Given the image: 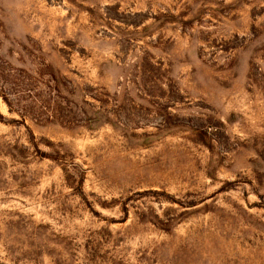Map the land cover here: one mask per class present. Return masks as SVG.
<instances>
[{
    "label": "rangeland",
    "instance_id": "374dc122",
    "mask_svg": "<svg viewBox=\"0 0 264 264\" xmlns=\"http://www.w3.org/2000/svg\"><path fill=\"white\" fill-rule=\"evenodd\" d=\"M0 264H264V0H0Z\"/></svg>",
    "mask_w": 264,
    "mask_h": 264
}]
</instances>
